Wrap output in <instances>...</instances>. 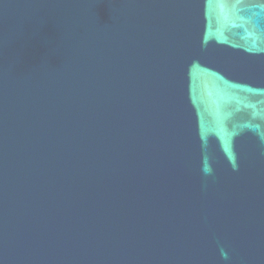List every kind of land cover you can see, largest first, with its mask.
Returning a JSON list of instances; mask_svg holds the SVG:
<instances>
[{"label": "water", "instance_id": "water-1", "mask_svg": "<svg viewBox=\"0 0 264 264\" xmlns=\"http://www.w3.org/2000/svg\"><path fill=\"white\" fill-rule=\"evenodd\" d=\"M0 264H264V0H0Z\"/></svg>", "mask_w": 264, "mask_h": 264}]
</instances>
